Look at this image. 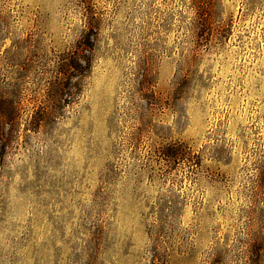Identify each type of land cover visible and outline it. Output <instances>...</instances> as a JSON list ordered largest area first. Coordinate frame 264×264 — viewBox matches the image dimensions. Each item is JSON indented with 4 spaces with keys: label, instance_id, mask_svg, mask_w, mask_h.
<instances>
[{
    "label": "rangeland",
    "instance_id": "1",
    "mask_svg": "<svg viewBox=\"0 0 264 264\" xmlns=\"http://www.w3.org/2000/svg\"><path fill=\"white\" fill-rule=\"evenodd\" d=\"M0 264H264V0H0Z\"/></svg>",
    "mask_w": 264,
    "mask_h": 264
}]
</instances>
